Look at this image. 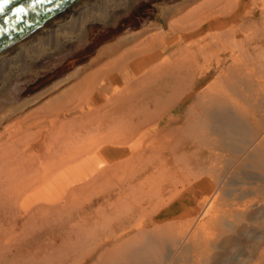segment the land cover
Here are the masks:
<instances>
[{
    "label": "rangeland",
    "instance_id": "obj_1",
    "mask_svg": "<svg viewBox=\"0 0 264 264\" xmlns=\"http://www.w3.org/2000/svg\"><path fill=\"white\" fill-rule=\"evenodd\" d=\"M196 1L201 2V0ZM196 1L132 0L131 4L127 7L119 8L110 21L88 25L87 30L82 35L83 37L81 36L79 39L68 42L63 46L64 48L62 47L32 62L29 66L30 70L20 75L21 77L16 75L10 79L7 86L8 88L5 90V95L2 97L3 99L0 103V116L2 114L4 118L0 122V143L9 139V133L6 129H14L16 125L19 126V123H24V120H37L34 123L35 125L31 126L33 127L30 131L32 134L27 141H30L29 143H31L30 145L32 146L30 150L26 152L27 154L37 152L38 155H41L40 160L35 166L36 169L34 172H37L38 169V173L39 171L41 174L44 173V170H46L48 166L46 162L48 158H46L45 151L40 150V147L37 146V140L39 139L38 136L40 132H44V137H46L48 133L46 129H50L49 127L52 126V122H45V119L48 117V113L46 112L37 115V117H29L27 120L26 117L42 109L49 100H53L55 96H58L57 93L64 95V91H68L71 87L78 86L80 83H85L88 78L99 74L95 72H105L107 68L112 65L108 64V62L113 63V60L120 57L124 51L139 49V47H129V44H139L143 42V40L154 35L157 31L167 32V34L171 35V30L169 28V22H171V20L168 19L169 21H166L163 18V9L166 7H174L176 14L174 11L173 15L177 16V12L182 11L181 13H183L184 9L191 8L192 3L197 4ZM263 4L264 1L260 2V0H256L255 4L249 3L248 6L253 7L254 14L247 18L244 31L237 33L235 36L236 38L234 36L230 38V36L227 35L226 38L223 37L221 39V47H228L224 53L227 58L224 66L227 68L229 65H234L235 68L240 66L245 67L248 66L250 62L246 54L237 49V47H264ZM136 34L138 37L134 42L127 40L122 45L119 43L120 45L118 47L108 49L111 45L118 44L123 38ZM211 41H215V39L212 40L210 37L204 39L198 38L194 46L186 47L187 49L185 48L186 50L189 49V57L185 52L180 54L172 50L175 55L173 56L170 50V53H168L169 51L166 52L167 54L163 57V60L169 57L168 60L162 61L163 65L156 67L154 70L147 68L149 71L146 70V73L136 75L135 79H138V82L132 79V82L128 85L124 84V82L113 85L114 88L118 86L117 89L119 91L116 94H114V88L109 89L108 92H101L102 100H107V96L113 94L115 99L114 103H112V99L98 110L95 101H90L91 110L82 112L80 108H77L70 114H61L60 118L66 117L70 120L75 117L85 116V118L79 120L83 125L77 127L74 131V133H82L79 137L81 141L80 144L85 145L93 143L96 139V135H98V137L105 136L110 131L115 132L118 128L122 133L128 132L129 128L127 129V127L131 128L130 125L134 126V124L137 125V123L138 125L136 128H145L146 131L137 139L138 144L133 148V152L129 151L128 154L119 159V161H114V157L109 160L101 154V149H113V147H117L115 145H105L96 152L78 161L72 162L54 174H51L45 183L35 187V189H31L30 192H27L28 194L19 195H13V192H9L10 177L6 170L3 171L1 169L2 166L0 164V264H82L80 263L81 255L86 252L87 249L93 247L90 245L91 241H99L102 237H105L116 224L129 217H139L138 213L142 209V213H149V211L153 210V206L154 208L157 207L162 200L169 202V204L161 208L159 212L163 211L165 208L170 209L169 213L173 214L175 217H172L170 219L171 221L169 220L170 222L174 221V225L177 226L183 225V230H185L184 224L187 222V233L183 232V234L180 232L181 242L178 243V249L182 248L179 252L182 253H178L176 262L171 264H186L188 262L189 264H193V261L197 258L194 257L191 245L196 241L198 243L199 240L204 242L208 241L210 247L202 256H198L197 264H264V161H260L262 166L258 165L259 161L255 158L248 160V162H250L245 165L236 160H234L236 164L231 161L233 165H231V167H233L231 169L238 172H234L230 177H224L225 179L221 178L223 180V185H220V183L217 184V190L213 188L211 184L213 181L209 175H198L199 170L188 173L184 178L176 177L174 179L171 178L170 173L165 176L163 168L154 174H151L153 170L150 169L140 175L139 171L136 173L134 170L135 167L138 166L140 168L145 167L149 162V153L152 150L150 147L151 144L147 150H144V147L150 137L158 135L161 143H163L164 140L167 142V140L173 139V137H170L172 132H169L165 128V125L173 117H178L179 113L182 114L179 109L181 105L175 108V103L179 100L178 98H180V96L181 99L179 101H182L183 97L190 91L188 87L181 90L179 89L181 88L180 86L177 87V91L178 89L181 92L184 90V93L179 91L174 92V89H172V87L170 88L173 84L175 87V83H169L167 80L170 75L175 76L178 73L181 66L179 68L177 66L187 63L191 59L190 51H195L199 53L198 61L202 67L205 68L210 65L213 71H215L217 67H222L220 66L221 64L218 63L220 57L217 55L213 56L212 54L210 56L208 53L206 54L209 47L212 46H210L211 44L209 46H205L204 44L210 43ZM203 45L205 46L204 48L208 49L205 50L203 48L201 50ZM216 47L217 46H213L212 48L217 51ZM234 49L236 51L231 56L232 51L230 50L234 51ZM102 50L106 52L99 54ZM201 51L203 52L201 53ZM220 51L222 53L223 50ZM249 65L251 66H249L250 68L256 70L253 82L256 83L255 87L258 88L257 80L259 79L260 84L263 83L264 80L259 78V76H264V67L258 66V63ZM186 66H189V64ZM166 68L169 69L166 70ZM172 70L175 71L173 72ZM182 70L184 72V69ZM218 73L219 71L217 73L215 72L212 76L210 74L203 83H199L193 94L184 98L183 104L186 107L184 111L187 110V105L189 104L187 102H193L195 100L194 94L197 96L196 94L198 92H200V94L204 92ZM100 74L102 76L106 75L102 72ZM165 82L167 84L169 83V86L166 87L167 93H159L161 92L160 89H162L159 87L163 86ZM259 90L258 93L262 92L261 86ZM172 91L174 94L168 96L170 92L173 93ZM255 92L253 87L249 91L250 96H255ZM149 94H152V97H147ZM152 98H155V100ZM66 100H69V97H67ZM159 103L171 104L174 105V107H171L164 116H160L162 111H158L160 108V105H158ZM141 118H143L145 122H143ZM59 136V133L56 132L52 139L48 140L46 143V149L50 148L51 153L54 152L58 157L65 151L63 146L60 145ZM27 141H20L17 143L22 151L27 149L29 144ZM140 148L141 150L139 151ZM169 151L170 148L169 150H164L163 154L165 157L163 155L159 156L158 151H156L155 154L164 162L165 159L170 160ZM97 154L101 155L97 156ZM131 157H136L135 161H131L132 164L130 167L132 168L129 167L126 170L117 171L116 167L119 163ZM223 163L225 165L228 164L226 160H224ZM217 165L224 166L223 164ZM207 166H209V164ZM77 167L79 169L76 171L75 168ZM111 169L112 171L114 170L115 175L113 172H110ZM106 171L107 174L105 173ZM34 172L32 171V173ZM235 174L236 176H234ZM37 175H32V180L40 176ZM131 178L136 179L131 184L132 186L130 185ZM117 179L121 181L119 182ZM151 179L154 180L152 183L156 181L158 185L162 186V196L159 198V196L157 197L153 192L152 195L154 197L147 200L142 196V192L147 188L145 182ZM236 181L242 184L239 182L236 184ZM136 184H138L139 187ZM142 184H144L143 189L141 187ZM234 186L236 190H233V188H235ZM194 187L196 190L194 193L187 191V189H193ZM239 187L240 190H237ZM200 188L202 190H200ZM210 193L212 195H210ZM137 201L138 203H136ZM218 202H230V205L233 204L234 208L238 207L237 211L235 209V211L238 212L237 217H228L224 220L225 223L229 225H227L228 227L224 228V230L220 229L218 226L211 229L213 223L217 222V219H221ZM140 204L142 208H140ZM32 206L34 207L35 218L29 222L28 220L31 217L29 209ZM139 209L141 210L139 211ZM187 219H191L190 221H192L191 223L193 224L190 225ZM157 223L162 222H149L146 224V227L152 228ZM205 226L207 228H205ZM246 226V231H243L242 229ZM3 231H6V233ZM12 232L20 233L21 236L17 239L13 238V236L5 237L6 234ZM199 236L201 237L200 239L198 238ZM190 238L195 239L193 241ZM109 244L110 243L102 246L86 264H92L98 254ZM187 246L189 247L187 248L189 251L184 249ZM190 248L192 250H190ZM8 249L11 250L9 251ZM186 253L187 255H185ZM74 257H79V259L76 261ZM181 257L184 258L182 259ZM186 257L187 259H185ZM179 260H182V262L180 263Z\"/></svg>",
    "mask_w": 264,
    "mask_h": 264
},
{
    "label": "bare ground",
    "instance_id": "obj_2",
    "mask_svg": "<svg viewBox=\"0 0 264 264\" xmlns=\"http://www.w3.org/2000/svg\"><path fill=\"white\" fill-rule=\"evenodd\" d=\"M261 1L264 0H260V2ZM131 2L132 0H73L69 3H66L58 11L51 15L49 19L43 21L40 26L34 28L22 39H19L9 47L0 50V103L3 99V95H5V90L8 88L7 86L11 78L16 75L20 76L30 70L29 66L32 62L47 54L59 50L68 42L79 39L87 30L88 25L101 22L106 23L110 21L115 16V13L119 8L127 7L129 4H131ZM255 2L256 0H201V2H197V4L192 3L191 8L189 9L186 7L187 9L185 10L183 7L184 12H177V16L173 15L175 11L174 7H166L163 9L162 15L166 21L168 19L171 20V22H169L171 35L167 34V32L155 31L156 33L154 35L150 36L146 40H143V42L139 44L135 43L134 45L129 44V47H139V49L137 48L136 50L134 49L124 51L120 57L113 60V63L108 62V64L112 65L109 66L105 72L101 71L106 75L102 76L100 74L101 72H95L99 74L88 78L85 83H80L78 86L71 87L68 91H64V95L57 93L58 96H55L53 100H49L42 108L43 110L39 109L38 112L29 114L28 117H26V120L29 117H37V115L46 112L48 113V117L45 119V122H52V126L49 127L50 129H46L48 131L46 137H44V132H40L38 136L39 139L37 140V146L40 147V150L45 151L46 158H48L46 161L48 166L46 170H44V173L41 174L40 171L38 173V169L37 172H34L36 169L35 166L40 160L41 155H38L37 152L31 154H27L26 152L30 150V147L32 146L30 145L31 143H29L30 141L27 140H29L32 134L30 133L33 128L31 126L35 125L34 123L37 120H24V123H19V126L16 125L14 128L15 130L10 128L6 129V131L8 130L9 133V139L3 143H0V164L2 166L1 169L3 171L6 170L10 177L9 187L11 191L9 190V192H13V195L30 192L31 189H35V187L45 183L51 174H54L72 162L78 161L96 152L105 145L117 146L113 147V149L104 148L100 150L101 154L109 160L114 157V161H119V159L127 155L129 151L133 152V148L138 144L137 139L146 131V129L143 127L136 128L138 123L137 125L134 124V126L130 125L131 128L127 127V129L129 128L128 132L122 133L118 128L115 132L110 131L105 136L103 135L98 137V135L95 133L96 139L93 141V143L85 145L80 144L81 141L79 137L82 135V133H74L77 127L83 125L81 122H79V120L85 118V116L75 117L70 120L66 117L60 118L61 114H70L77 108H80L82 112L91 110L92 107L90 105V101H95L96 108L98 110L105 106L112 99V103H114L115 99L113 94L107 96V100H102L101 92H108L109 89L114 88L113 85H116L119 82H124V84L128 85L132 82V79H135L136 75L146 73V70L149 71L147 68L154 70L156 67L163 65L162 61L168 60L169 58L168 57L163 60V57L165 54H167L166 52L169 51L168 53H170V50H174V52L176 51L180 54L185 52L189 57V49H186L188 47L194 46L198 38L204 39L206 37H210L212 40L215 39V41L205 43V46H209L210 44L212 47L217 46V51H215L214 48L209 47L210 51L208 50L206 54L208 53L210 56L212 54L213 56L217 55L220 57L218 59V63H220V66L222 67H217L215 71L212 70L210 65L206 66L205 68L202 67L198 61L199 53H196L195 51H190L191 59H188L189 61L187 63L177 66L178 68L181 66L178 73L175 76L170 75L167 80L169 83H175V87L173 84L170 86V88L172 87L174 92H181V89L188 87L190 91L187 92V95L183 97L182 101H179L181 99L180 96V98H178L179 100H177L175 103V108L176 106L181 105L179 109L182 114L179 113L178 117H173L165 125V128L169 132H172L170 137H173V139L170 140L168 138L169 141L167 140V142L166 140L162 139L164 141L161 143L160 137H158V135L150 137L145 143L144 147V150H147L151 144L150 147L152 150L149 153V162L147 165H145V167L140 168L138 166L135 167L134 170L136 173L139 171L140 175L146 171H149L150 169L153 170L151 174H154L163 168L165 173L164 175L166 176L170 173V176L173 179L176 177L184 178L188 175V173L199 170L198 175H209L213 181V183H211L213 188L217 190V184L220 183V185H223V180L221 178L230 177L234 174V172H238L231 169L233 168L231 167V161L234 162V160H236L245 165L246 163L250 162H248V160L255 158L259 161L258 165L262 166L260 161H264V76H259V78L263 80V83L260 84L258 79V88H256V83L253 82L256 70L250 68L251 66L249 64L258 63V66L264 67V47H237V49L243 51L250 60L249 62L247 59L249 62L248 66H240L238 68H235L234 65H229L228 68L224 66L227 59L224 53L228 47H221V39L223 37L226 38L227 35H229L230 38L231 36L235 37L237 33L244 31L247 18L254 14L253 7H249L248 5L249 3L255 4ZM262 6V12L264 14V4ZM137 37V34L125 37L123 40L118 42V44L111 45V47L108 49L118 47L120 44H124L127 40L134 42ZM204 45L202 46L201 50L205 47ZM204 49L206 50L208 48ZM218 49L223 50L222 53ZM203 51H201V53ZM230 51H232V54L230 53L232 56L236 50L234 49V51ZM104 52L106 51L102 50L99 52V54H103ZM174 52L172 51L173 56H175ZM188 64L189 66H186ZM167 69L169 68H166V70ZM182 69H184V72ZM218 71L219 73L217 76H215V79L210 83L209 87H206L207 89L204 92H201L200 94V92L196 91L198 93L196 94L197 96L194 94L195 100L193 102L186 101L189 104L187 105V110L184 111V108H186L183 104L184 98L193 94L199 83H203V81L208 78L210 74L212 76ZM137 80L138 79H135L136 82H138ZM165 83L163 86L159 87L162 88L160 89L161 92L159 93H167L166 87L169 86V83ZM179 86L181 88H179L180 90L178 89L177 91V87ZM260 86L262 92L258 93ZM253 87L256 91L254 93L255 96H250L249 91ZM117 88L118 86L114 88V94L118 93L119 90ZM183 91L184 90H182V92ZM174 92H170L168 96H172ZM67 97H69V100H66ZM147 97H152V94H149ZM152 99L155 100V98ZM164 103L158 104L160 105L158 111H162L160 116H164V114L167 113L171 107H174V105ZM3 118V116L0 118V122L3 120ZM59 118L60 120L58 121ZM141 119L143 122H145L143 118ZM56 132L59 133L60 136L58 138L61 142L60 145L63 146L65 150L59 157L56 156L54 152L51 153L50 148L46 149V143L48 140L52 139ZM20 141H27L29 143L27 149L23 151L20 149L17 144ZM169 148V159L171 161L165 158L164 162L161 161L159 156H164V150H169ZM140 150L141 148L139 151ZM156 151H158L159 156L155 154ZM101 154H97V156H100ZM135 158L131 157L123 162L121 161L116 167L117 171L128 169L132 164L131 161H135ZM224 160H226L230 165H225L223 163ZM208 164L209 166H207ZM217 164H223L224 166H218ZM75 169L77 171L79 168L77 167ZM32 171L35 174L32 173ZM107 171L105 172L106 174ZM110 172H113L114 174V170L112 171L111 169ZM37 173L40 176H38ZM32 175H37L39 178L36 177V179L34 178L32 180ZM234 176H236V174ZM135 180L136 179L131 178L130 185ZM120 181L121 180H119V182ZM153 181L154 180L151 179L148 182H145V184H147V188L142 192V196L147 200L154 197L152 195L153 192L157 197L159 196V198L162 196V186L158 185L156 181L152 183ZM239 181H236V184H238L237 182ZM136 185L139 187L138 184ZM141 187L143 189L144 184H142ZM200 190L202 189L200 188ZM233 190H236V187L233 188ZM237 190H240V187ZM187 191L194 193L196 190L194 187L193 189H187ZM210 195L212 194L210 193ZM136 203H138V201ZM167 204H169V202L162 200L157 207L154 208L153 206L152 211L148 210L149 213H142L141 211H143V209H139V211L141 210L140 212L142 213H138L139 217L131 216L128 219L116 224L110 230V232L107 233L105 237H102L99 241H91L88 239L91 241L90 245L93 247L87 249L86 252L81 255L80 263L86 264L102 246L108 243L110 244L98 254L92 264H171L176 262L178 253H182L179 252V250L182 248L178 249V243L181 242L180 232L187 233V222L184 224L185 230H183V225L177 226L174 225V221L170 222V219L174 217L173 214L169 213L170 209L165 208L163 211L159 212V210H161V208ZM218 205L219 211L221 212V219H217L218 221L215 219L217 222L213 223L211 229H214V227L218 226L220 229L224 230V228L229 226L224 220H226L228 217H237L238 212L236 211L238 207L234 208L233 204L230 205V202H218ZM140 206V208H142L141 204ZM156 212L159 213L155 214ZM29 214L31 217L28 221L30 222L33 220V218H35L33 206L30 207ZM187 220L190 222V225L193 224L191 223L192 221H190L191 219ZM155 221H160L162 223H157L152 228L146 227V224L149 222L153 223ZM205 228L207 227L205 226ZM246 228L247 226L242 230L246 231ZM3 232L6 233V231ZM6 236H13V238L17 239L21 235L20 233L12 232L6 234L5 237ZM198 238L200 239L201 237L199 236ZM194 239L192 238L191 240L194 241ZM199 241L198 243L197 241L193 242L191 245L194 252V257L197 259L198 256H202L203 253L206 252L210 247L208 241ZM187 248L189 247L187 246L184 249L187 251ZM192 249L190 248V250ZM185 255H187V253ZM74 259L77 261L79 257H74ZM185 259H187V257ZM197 259L193 261V264L198 263ZM181 262L182 260L180 263ZM186 264H189V262Z\"/></svg>",
    "mask_w": 264,
    "mask_h": 264
},
{
    "label": "water",
    "instance_id": "obj_3",
    "mask_svg": "<svg viewBox=\"0 0 264 264\" xmlns=\"http://www.w3.org/2000/svg\"><path fill=\"white\" fill-rule=\"evenodd\" d=\"M73 0H0V50L22 39ZM17 9H23L18 12Z\"/></svg>",
    "mask_w": 264,
    "mask_h": 264
},
{
    "label": "snow or ice",
    "instance_id": "obj_4",
    "mask_svg": "<svg viewBox=\"0 0 264 264\" xmlns=\"http://www.w3.org/2000/svg\"><path fill=\"white\" fill-rule=\"evenodd\" d=\"M6 2H8V0H6ZM18 12H21L23 11V9H17Z\"/></svg>",
    "mask_w": 264,
    "mask_h": 264
}]
</instances>
